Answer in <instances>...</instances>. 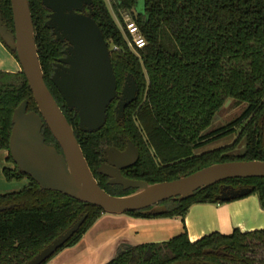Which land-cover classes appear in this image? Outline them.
Masks as SVG:
<instances>
[{
    "label": "trees",
    "instance_id": "trees-1",
    "mask_svg": "<svg viewBox=\"0 0 264 264\" xmlns=\"http://www.w3.org/2000/svg\"><path fill=\"white\" fill-rule=\"evenodd\" d=\"M28 2L44 81L73 126L93 174L102 146L114 142L117 135L129 137L139 150L137 162L124 174L149 183L171 180L215 162L264 160V0H93V17L110 49L117 88L127 73L139 86L136 99L125 108L123 125H113L109 107L105 125L95 132L79 130L78 116L52 84V62L61 55L64 44L44 26L47 10L41 0ZM0 10L3 22L12 29L10 0H0ZM122 11L129 12L138 25L145 38L142 48L128 46L120 27L124 23ZM8 50L16 58L15 52ZM23 99L28 100L29 110L37 111L24 73L0 69V149L7 150L6 158L12 163L8 148L11 116ZM227 99L246 102V106L230 122L211 129L215 114ZM236 127L239 131L233 143L196 152ZM42 133L46 143L58 146L46 125ZM242 139L243 151L234 154ZM3 174L7 180L26 177L29 182L18 191L0 193V204H14L0 211V264H23L86 214L80 228L58 250L75 244L103 212L61 192L42 189L14 163L3 167ZM97 181L110 194L132 192L104 179ZM220 184L252 187L248 194H256L264 209V178H231L197 189L189 198L167 200V211L160 215L183 220L193 203L224 202L216 199ZM129 213L154 216L142 210ZM207 248H222L231 257L205 255ZM261 248L264 228L211 232L194 241L184 230L165 241L128 246L103 264H170L181 259L264 264V258L256 255Z\"/></svg>",
    "mask_w": 264,
    "mask_h": 264
},
{
    "label": "water",
    "instance_id": "water-1",
    "mask_svg": "<svg viewBox=\"0 0 264 264\" xmlns=\"http://www.w3.org/2000/svg\"><path fill=\"white\" fill-rule=\"evenodd\" d=\"M41 4L49 10L44 26L51 30L57 41L66 43L51 80L65 105L78 116L79 130L96 131L104 125L107 108L115 97L118 98L116 118L136 99L139 92L137 81L127 73L118 94L110 49L93 17V0H41ZM10 6L13 29L3 22L0 10V39L15 52L37 111L28 109L27 99L14 108L8 141L9 154L18 170L42 189L61 192L109 213L142 210L144 214H162L167 208L158 203L164 199L172 197L183 200L192 196L197 189L226 179L264 178V160L260 159L215 162L177 178L154 183L128 178L121 173V169L134 164L139 157L137 146L128 140L124 150L107 151L110 154L108 163H102L99 171L109 177L108 183L135 190L124 195L110 194L104 190L87 163L73 126L44 81L28 0H10ZM229 101L227 99L225 103ZM44 123L58 142L61 152L45 142L42 133ZM251 189L220 185L216 199L227 201L242 197ZM13 206L0 204V211ZM85 218L86 214L77 218L23 264L45 262L80 228ZM171 264L190 262L180 260Z\"/></svg>",
    "mask_w": 264,
    "mask_h": 264
},
{
    "label": "crops",
    "instance_id": "crops-1",
    "mask_svg": "<svg viewBox=\"0 0 264 264\" xmlns=\"http://www.w3.org/2000/svg\"><path fill=\"white\" fill-rule=\"evenodd\" d=\"M0 56L1 70L20 71L17 59L1 39ZM6 157L7 150L0 149V193L18 191L29 182L26 177L13 180L5 178L3 167L13 166ZM235 228L241 231L264 228V209L256 194L224 202L193 203L183 220L179 216L145 217L103 212L75 244L68 246L57 256L62 260L71 258L70 255L73 254L74 259L55 264H103L110 259L106 257L112 250L117 253L119 249L129 245L165 241L184 230L189 239L194 241L211 232L228 234Z\"/></svg>",
    "mask_w": 264,
    "mask_h": 264
},
{
    "label": "flooded vegetation",
    "instance_id": "flooded-vegetation-1",
    "mask_svg": "<svg viewBox=\"0 0 264 264\" xmlns=\"http://www.w3.org/2000/svg\"><path fill=\"white\" fill-rule=\"evenodd\" d=\"M45 8V7H44ZM46 10H47V12H46V20H47V14L49 13V10L47 9V8H45ZM45 20V21H46ZM47 28V27H46ZM13 29V28H12ZM49 29V28H48ZM50 30V29H49ZM50 32H51V30H50ZM52 34V33H51ZM55 39V38H54ZM56 40V39H55ZM57 41V40H56ZM61 42V41H60ZM63 44H64V48H65V46H66V43L65 42H62ZM64 48H62V50H61V55L60 56H58V57H56L54 60H53V62H52V73H53V71H54V68L56 67V64H57V62H58V58L59 57H61V56H63V49ZM20 71H21V69H20ZM52 73H51V75H52ZM51 75H50V80H51ZM125 77V76H124ZM123 81H124V79H123ZM123 81H122V83H121V85H120V87L119 88H117V91H118V94H120V89H121V87H122V84H123ZM51 82H52V80H51ZM52 84H53V82H52ZM54 85V84H53ZM55 86V85H54ZM139 93V92H138ZM138 93H137V95H138ZM117 101H118V98L117 97H115L112 101H111V103L109 104V106H108V108L110 107V109H111V112H112V117H113V121H114V123H113V125L114 126H122L123 125V122H124V116H125V108H124V111H123V113H122V115H120L118 118H116V112H115V107H116V105H117ZM134 101V100H133ZM132 101V102H133ZM131 102V103H132ZM130 104V103H129ZM128 104V105H129ZM59 105V104H58ZM60 106V105H59ZM107 108V109H108ZM105 123H106V121H105ZM105 123H104V125H105ZM44 125H46L45 123H44ZM44 125H43V127H44ZM103 125V126H104ZM47 126V125H46ZM102 126V127H103ZM43 127H42V129H43ZM101 127V128H102ZM48 128V127H47ZM100 128V129H101ZM100 129H98V130H100ZM98 130H96V131H98ZM93 132H95V131H93ZM53 136V135H52ZM45 137V136H44ZM55 139V138H54ZM128 140H131L129 137H127L126 135H117V138H116V140L114 141V142H112V143H110V144H105V145H103L102 146V155H101V160H100V162H99V164H98V166H97V168L95 169V177L97 178V179H100V180H102V179H104V181L106 182V183H108V179H109V177L108 176H106V175H104V174H102L100 171H99V168H100V165L102 164V163H108V157L110 156V154L107 152L108 150H110L111 152L112 151H114V150H119V151H122V150H124L125 148H126V146H127V143H128ZM55 141H56V139H55ZM132 141V140H131ZM57 142V141H56ZM133 142V141H132ZM134 143V142H133ZM47 144H50V145H54L56 148H57V150L59 151V152H61V148H60V146H59V144H58V142H57V144H58V146H59V148H58V146H56L55 144H52V143H47ZM135 144V143H134ZM138 148V147H137ZM111 149H113V150H111ZM114 153V152H113ZM112 157V156H111ZM139 158V157H138ZM138 160V159H137ZM137 162V161H136ZM135 162V163H136ZM135 163L134 164H132V165H130V166H127V167H125V168H122L121 169V173L125 176V177H127L125 174H124V172H125V170H127L128 168H130V167H132L133 165H135ZM128 178H130V177H128ZM134 179H136V178H134ZM140 180H144V179H140ZM29 181V180H28ZM146 181V180H145ZM109 185H119V186H121L122 187V185L121 184H110V183H108ZM220 185H224V184H220ZM122 189L123 190H126V191H134L135 189L134 188H127V189H124L123 187H122ZM177 200V199H175V198H172V197H170V198H167V199H164V200H162V201H160L158 204H163V205H165L166 206V201L167 200ZM148 208H150V207H148ZM166 208H167V206H166ZM154 216L155 215H160V214H153ZM161 242V241H160ZM129 246H131V245H129ZM128 247V246H127ZM126 247V248H127ZM126 248H123V249H119L118 250V252L119 251H121V250H125ZM207 249H211V251L210 252H206V250ZM207 249H205L204 251H203V253L205 254V255H213V256H218V257H231V255H229V253H227L226 251H224L222 248H207ZM117 252V253H118ZM259 252H260V250L258 251V254H256L257 255V257H260L261 258V256H259ZM116 253V254H117ZM253 255V254H252ZM255 256V255H254ZM264 258V257H263ZM182 261H189L190 262V264H205L204 262H208V264H210V262L208 261V260H202L201 262L200 261H198V260H195V259H181ZM176 261H180V260H176ZM175 262V261H174ZM173 263V262H172ZM171 264V263H170Z\"/></svg>",
    "mask_w": 264,
    "mask_h": 264
},
{
    "label": "rangeland",
    "instance_id": "rangeland-1",
    "mask_svg": "<svg viewBox=\"0 0 264 264\" xmlns=\"http://www.w3.org/2000/svg\"><path fill=\"white\" fill-rule=\"evenodd\" d=\"M138 6L141 7L142 2H139ZM122 14H123L124 19L125 18L131 19V14L129 12L122 11ZM0 58H2V57L0 56ZM245 106H246V102L237 103V102L232 101L230 99V101L228 103H224V105L217 111V113L215 114L213 121L210 125V128L211 129L212 128H218V127H221L222 125L230 122L231 120L236 118L238 115H240V113L243 111ZM238 131H239V127H236L233 132L221 135L220 137L213 139L212 141L203 145L201 148L197 149L196 152L199 153V152L208 151V150H212V149H215L218 147L229 145V144L233 143V141L236 139ZM243 148H244V139L240 140V142L238 144H236V146L233 149V153L239 154L243 151ZM103 212H105V211H103ZM107 213H109V212H107ZM123 214L131 215L129 212H123ZM67 247L68 246L63 247L60 250H58L51 257H49L43 264H55V263H58L59 261L62 263V262H65L66 259H67V261H72L74 259L73 254L70 255L71 258H65L62 260H59V257H57V256H59V254H61L62 250H65V248H67ZM115 253H116L115 250L114 251L112 250V252L110 254H108V256L106 258L107 259L111 258ZM259 256L264 257V248L260 249Z\"/></svg>",
    "mask_w": 264,
    "mask_h": 264
},
{
    "label": "built area",
    "instance_id": "built-area-1",
    "mask_svg": "<svg viewBox=\"0 0 264 264\" xmlns=\"http://www.w3.org/2000/svg\"><path fill=\"white\" fill-rule=\"evenodd\" d=\"M120 27L122 32L127 36V42L130 48H142L145 45V38L132 18H125L124 23ZM113 49L116 50L117 46H113Z\"/></svg>",
    "mask_w": 264,
    "mask_h": 264
}]
</instances>
